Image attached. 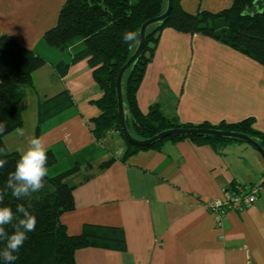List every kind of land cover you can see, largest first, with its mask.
Returning a JSON list of instances; mask_svg holds the SVG:
<instances>
[{
  "label": "crops",
  "instance_id": "1",
  "mask_svg": "<svg viewBox=\"0 0 264 264\" xmlns=\"http://www.w3.org/2000/svg\"><path fill=\"white\" fill-rule=\"evenodd\" d=\"M64 1L0 0V33L45 59L33 73L23 125L3 142L21 154L32 137H41L63 164H81L67 180L76 184L74 207L60 216L69 234L80 233L84 224L123 231L124 249L89 245L75 251V264H264V188L251 206L227 211L219 224L205 206L234 182L246 187L261 183V154L244 142L215 150L183 138L120 160L126 150L120 135L101 141L92 135V119L99 113L94 101L103 91L87 58L70 61L77 43L60 51L43 40ZM232 1L181 0V6L189 13H215ZM59 61L69 62L62 76L54 73ZM63 90L66 105L43 121L37 133L38 102ZM136 98L143 113L157 104L182 123L253 118V126L264 132V67L203 34L164 28ZM112 157L108 166L98 168Z\"/></svg>",
  "mask_w": 264,
  "mask_h": 264
},
{
  "label": "trees",
  "instance_id": "2",
  "mask_svg": "<svg viewBox=\"0 0 264 264\" xmlns=\"http://www.w3.org/2000/svg\"><path fill=\"white\" fill-rule=\"evenodd\" d=\"M166 4L167 0H65L56 24L43 35L48 46L60 51L77 43L78 46L72 51L71 62L87 58L93 79L103 91L101 97L94 101L99 113L92 119V135L97 141L120 135L126 143V150L120 157L122 161L140 150L158 149L167 140L189 138L196 143L209 144L215 150L229 142H243L217 136L186 135L166 137L149 146H138L123 136L115 81L121 66L135 48L125 43L123 36L125 32L137 33L141 24L161 14ZM164 28L191 35H206L264 67V0H233L230 7L215 13L207 10L189 13L182 8L181 0H172L167 17L148 26L143 51L127 68L121 83L125 125L130 135L137 139L149 138L167 128L206 127L244 133L264 149V132L253 126V118L238 122L190 124L180 122L176 116L165 115L157 104L151 105L147 113L139 109L137 90ZM44 63L45 59L34 50L9 34L0 33V124L6 126L0 132V148H6L3 137L23 125V112L28 106L27 94L33 88V73ZM68 64L56 62L53 65L54 73L57 76L64 75ZM64 97L66 90L38 102L37 133L43 121L66 105ZM47 155V167H50L56 163L57 157L51 149H48ZM19 158V152L8 149L6 156L0 155V159L7 160L0 169V188L6 183L8 174L14 171ZM114 160L115 157H112L98 168H105ZM80 166V163L75 162L54 175L48 174L44 178V187L29 197L15 199L9 190L4 205L11 207L14 212L17 204L30 205L29 211L37 219L35 230L27 233L28 239L16 253L18 259L11 264H75V251L89 245L114 244L118 249L125 248L120 228L84 224L80 233L69 234L61 222V214L74 207L73 189L76 184H70L67 180L79 172ZM6 230L9 234L14 231L11 226H7ZM4 247L5 242L0 239V252ZM0 264H7L2 256Z\"/></svg>",
  "mask_w": 264,
  "mask_h": 264
},
{
  "label": "clouds",
  "instance_id": "3",
  "mask_svg": "<svg viewBox=\"0 0 264 264\" xmlns=\"http://www.w3.org/2000/svg\"><path fill=\"white\" fill-rule=\"evenodd\" d=\"M125 43L130 46H138L140 39L135 32H125L123 36ZM6 126L0 124V132ZM22 134V133H21ZM48 148L41 137H32L28 147L24 149L19 160L16 162L14 171L8 174L3 188H0V239L5 242V247L0 256L7 264L16 261L20 248L28 239L27 233L35 230L37 219L29 211L30 205L26 207L23 203L17 204L15 212L9 206L4 205L9 190L15 199L29 197L44 187V178L48 175ZM0 155H7L6 148H0ZM7 163L6 159H0V169ZM11 226L14 231L11 234L6 230Z\"/></svg>",
  "mask_w": 264,
  "mask_h": 264
},
{
  "label": "water",
  "instance_id": "4",
  "mask_svg": "<svg viewBox=\"0 0 264 264\" xmlns=\"http://www.w3.org/2000/svg\"><path fill=\"white\" fill-rule=\"evenodd\" d=\"M172 6V0H167L165 10L159 14L158 16L149 18L145 20L141 26L139 31L137 32L140 43L138 46H135L133 53L127 59V61L121 66L120 70L117 73L116 81H115V91H116V98H117V107H118V115L120 119V127L123 136L132 144L138 146H149L163 138L171 137V136H186V135H205V136H217L222 138H232L236 140H241L250 146H252L255 150H257L264 159V149L257 143L255 139L252 137L236 131L231 130H222L217 128H206V127H173L164 129L155 135L145 138V139H137L130 135L129 131L125 125V118H124V107H123V98H122V77L127 68L139 58L141 52L143 51L144 44H145V34L148 26L160 22L164 20Z\"/></svg>",
  "mask_w": 264,
  "mask_h": 264
},
{
  "label": "built area",
  "instance_id": "5",
  "mask_svg": "<svg viewBox=\"0 0 264 264\" xmlns=\"http://www.w3.org/2000/svg\"><path fill=\"white\" fill-rule=\"evenodd\" d=\"M262 188H264V182L249 187L235 183L224 190L222 197L209 199L205 206L213 214L216 224H219L227 211H237L251 206Z\"/></svg>",
  "mask_w": 264,
  "mask_h": 264
},
{
  "label": "rangeland",
  "instance_id": "6",
  "mask_svg": "<svg viewBox=\"0 0 264 264\" xmlns=\"http://www.w3.org/2000/svg\"><path fill=\"white\" fill-rule=\"evenodd\" d=\"M34 88V87H33ZM32 91V90H31ZM31 101V100H30ZM28 105H30V102H29V100H28ZM27 108H28V106H27ZM26 108V109H27ZM30 109L29 110H32V105L29 107ZM28 124V123H27ZM14 144V143H13ZM58 159V158H57ZM67 167H69V166H67V164L65 163V164H63V160L62 159H58L57 161H56V163L55 164H53L52 166H50V167H48V174L49 175H54L55 173H57V172H60V171H62L63 169H66ZM71 167V166H70Z\"/></svg>",
  "mask_w": 264,
  "mask_h": 264
}]
</instances>
